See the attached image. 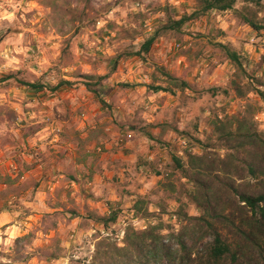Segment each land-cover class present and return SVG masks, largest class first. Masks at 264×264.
<instances>
[{
    "label": "rangeland",
    "instance_id": "374dc122",
    "mask_svg": "<svg viewBox=\"0 0 264 264\" xmlns=\"http://www.w3.org/2000/svg\"><path fill=\"white\" fill-rule=\"evenodd\" d=\"M0 4V13L15 11L0 20V77L12 75L0 82V220L17 227L11 243H0V264H90L93 245L102 260L91 264H139L117 244L121 233L145 225L174 250L173 261L160 264H208L215 231L236 248L221 264H264V249L259 255L239 231L248 229L250 212L233 191H264V99L256 93L264 91V0H236L180 29L163 28L167 14L186 15L195 0ZM153 35L144 58L128 54ZM217 42L235 50L241 65ZM164 71L189 86L175 87ZM60 79L70 82L52 89ZM233 117L263 142L225 138L221 126ZM172 154L191 171L188 154L209 166L199 178L218 214L204 207ZM111 208L119 213L107 229L87 216Z\"/></svg>",
    "mask_w": 264,
    "mask_h": 264
},
{
    "label": "trees",
    "instance_id": "16d2710c",
    "mask_svg": "<svg viewBox=\"0 0 264 264\" xmlns=\"http://www.w3.org/2000/svg\"><path fill=\"white\" fill-rule=\"evenodd\" d=\"M196 7L188 14L183 15L179 18H172L169 14H167V25H164V29H180L181 26L188 20L195 18L209 10H226L232 8L233 4L236 0H195ZM255 2L259 4L261 0H247ZM57 4V2L55 3ZM59 5V4H57ZM88 6L90 8H94L93 5H90L88 2ZM244 21L252 26L254 29H258L263 27V25L257 24L252 18L248 16H244ZM156 35L145 38L140 47L136 50L130 51L128 54L137 55L140 58H144L143 54L147 53L151 48V45L155 39ZM134 37V36H133ZM225 53L226 57L231 60L237 66L241 65L240 55L233 49H231L228 45L222 42L216 43ZM164 74L169 76L171 82L175 87L185 88L188 87L189 84L185 80L178 81V77L164 71ZM89 76L87 74H84ZM12 75L9 73L6 76L0 77V82L7 78H10ZM18 82L22 85H25L29 88L33 89H41L44 87V84L40 81H29L26 79L19 78ZM70 81L65 79H60L57 83H55L51 88L57 89L62 86L64 83H69ZM260 84L264 86V81H260ZM154 89H161L163 91H168L170 88L163 87L160 85L154 86ZM256 93L264 99V91L262 89L256 88ZM236 123L235 129L232 128L233 124ZM245 121L242 119H237L233 117L229 119L227 123H223L221 126L222 131L224 132L225 138H235L238 140V143L242 145L243 141L246 140L249 144L260 145V142H263L262 139L256 136L255 132H252L250 128L245 125ZM236 130V131H234ZM259 141V143L257 142ZM159 142L164 143V141L159 140ZM254 153V152H253ZM172 159L175 162L176 166L182 171L184 176L191 177L192 181H194L199 188L200 195L203 197V205L210 212L213 211L214 214H218L215 209V205H212L211 196L209 194V187L205 181H202L199 177H202V170L204 168L205 172L209 166H198V161L196 157L192 154H188L187 163L194 168L193 171L189 170V168L185 165L186 162L182 160L179 156L172 154ZM255 156V155H254ZM247 169L251 174H255L259 167L255 164L253 160L247 161ZM209 173V172H208ZM232 187V185H229ZM235 195H237V200L239 202H243V204L248 207L250 215L245 218L246 224H248V229L239 227L240 233L244 234L245 238L251 243L254 250L258 252L259 255H263L262 249H264V191L258 192H249L243 189L234 190ZM195 199L198 200L197 195L194 196ZM72 213H75L72 210ZM119 213L118 208H111L107 213H96L92 210L87 211V216L89 219L96 221L102 225L104 229H107L109 223L115 222ZM123 244L125 247L121 248L124 250L125 255L133 256L135 254L136 261L139 264H160L162 260L173 261L174 259V250L172 249V245L162 241L158 233H155L153 228L150 227L142 230H134L132 228L127 229L125 231V236L123 239ZM180 246L183 248L186 246L185 240L182 238L179 240ZM134 251V254L132 253ZM236 254V248L232 246L231 242L227 241L222 237L219 231H215L213 233V238L211 245L208 250L207 262L208 264H221L222 259H224L227 255L230 257H234ZM262 258V256H260Z\"/></svg>",
    "mask_w": 264,
    "mask_h": 264
},
{
    "label": "clouds",
    "instance_id": "9594fccd",
    "mask_svg": "<svg viewBox=\"0 0 264 264\" xmlns=\"http://www.w3.org/2000/svg\"><path fill=\"white\" fill-rule=\"evenodd\" d=\"M7 2L9 4H12V0H7ZM2 7H3V4H0V8H2ZM13 8H15V5H13ZM14 17H15V11H13V12L0 13V20L8 19V20L11 21L12 19H14ZM41 139H44V137H41ZM220 155H221V158L223 159L224 153L221 152ZM189 215H192V213L189 212ZM5 224H10L11 225V221L0 220V228H4V225ZM133 226L136 227L137 229H139L141 227V224H140L139 221H133ZM146 227L147 226L145 225L144 228L146 229ZM16 232H17L16 225H11V227L6 228L4 230V232H0V243H4V244L11 243V241L16 238ZM5 235L8 236V239L7 240L3 239V237ZM123 236H124V234L121 233V240H123ZM117 247L123 248V247H125V245L123 243H118L117 244ZM76 258L79 259L80 257L77 256ZM88 259H89L90 264H91V261L93 259L102 260V255L97 253V250H96L95 245L92 246V248H91V255L88 256ZM65 264H68V262L65 261Z\"/></svg>",
    "mask_w": 264,
    "mask_h": 264
},
{
    "label": "crops",
    "instance_id": "0c3cea01",
    "mask_svg": "<svg viewBox=\"0 0 264 264\" xmlns=\"http://www.w3.org/2000/svg\"><path fill=\"white\" fill-rule=\"evenodd\" d=\"M107 206V205H106ZM97 213V212H96ZM101 214V213H100ZM11 225H15L14 223L13 224H11ZM11 225H8V228L11 226Z\"/></svg>",
    "mask_w": 264,
    "mask_h": 264
},
{
    "label": "built area",
    "instance_id": "2783aa9c",
    "mask_svg": "<svg viewBox=\"0 0 264 264\" xmlns=\"http://www.w3.org/2000/svg\"><path fill=\"white\" fill-rule=\"evenodd\" d=\"M127 135L129 136V135H130V133H127Z\"/></svg>",
    "mask_w": 264,
    "mask_h": 264
}]
</instances>
